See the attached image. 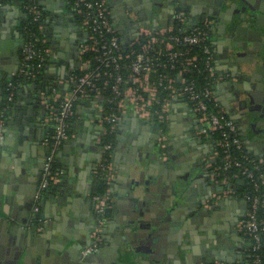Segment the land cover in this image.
Returning <instances> with one entry per match:
<instances>
[{"label":"crops","instance_id":"0c3cea01","mask_svg":"<svg viewBox=\"0 0 264 264\" xmlns=\"http://www.w3.org/2000/svg\"><path fill=\"white\" fill-rule=\"evenodd\" d=\"M216 1L179 2L192 23L211 21L217 71L226 77L225 81L215 87L218 103L237 125L247 151L254 156H264V137L260 140L253 138L251 130L246 129L242 123V119L246 118H243L237 98L236 84L239 79L228 47L232 34L224 32L228 14H219ZM113 2L114 4L109 3L113 22L116 19L125 26V38L133 37V27H137L136 24L157 28L160 24L168 23L174 10L173 6L171 9L164 7L170 5H167L166 0L154 5L152 13L150 4L141 0H128L131 11L123 10L125 4L122 0ZM252 2L256 7L264 8V0ZM23 3V0H9L0 7V110L4 98L3 80L11 78L21 63L24 46L22 27L27 20ZM40 6L46 17L44 34L52 50V58L45 66L44 74L46 89L49 90L56 87V84L65 82L70 72L78 66V50L84 35L65 0H40ZM260 14L263 15L264 24V13ZM130 25L131 30L128 28ZM250 38L244 31L238 43L247 45ZM251 45L252 43L249 44ZM43 89L42 84L34 85L33 82L20 84L17 101L5 120L8 123V132L4 137L6 147L3 150L6 155L2 157L0 164L1 259L7 255L13 256L20 250L26 252L29 246L31 259L34 261L29 264H106L117 257L116 247L125 233L123 226L134 219L132 216L136 213V202L131 195L133 182H144V187L152 196L170 198L172 194L159 193V188L162 186V189H169L165 185L172 184L175 176L186 174L189 177L188 194L181 202L183 205H190V210L186 212L187 209L183 208L184 212L173 216L167 223L161 221L160 234L149 250L144 245V239L132 237V254L136 255L138 251L147 249V255H136L129 260L121 256L118 259L121 261L117 264H215L225 262L235 255L241 257L246 242L244 239L236 241L233 238L235 231L230 233L223 225L233 219L236 222L244 218L247 203L226 195L224 191H220L221 186L212 180L209 165L214 154V142L200 135L197 117L182 103H177L172 109L164 143L160 141V127L156 123L142 122L128 115L118 125L112 155L116 172L110 186L113 208L105 223L104 244L99 255L84 257L82 251L92 244L96 225L93 196L101 183L98 176L102 158L98 141L103 133L98 122L100 113L90 101L81 102L77 106V116L68 125L70 138L55 152V160L63 171L62 182L40 196L44 168L52 153L49 134L51 126L46 121L50 113L46 101L50 94ZM259 122L257 127L264 129V119ZM157 141L159 148L166 149L160 156L168 163L166 169H163L165 165L162 166L161 162L151 159L157 152ZM137 158H144L146 162L143 176L126 172L129 167L133 169L132 162H137ZM38 205L39 211H36ZM202 213L208 215L205 217L207 222L201 216ZM212 220L213 224L208 222ZM214 223L220 228H212ZM49 226L54 229V233H49L50 237H54L56 232V246L53 247L60 250L50 249L48 242H45L44 236L47 233L44 231ZM208 228L211 232L210 241L209 238L204 240L202 237L207 235ZM61 230L66 238L60 233ZM169 236L181 242L174 253L168 250L167 241L161 245V240ZM64 239L68 244L63 246L61 241ZM193 239L198 241L192 243ZM152 255L158 258L153 260L150 258Z\"/></svg>","mask_w":264,"mask_h":264},{"label":"built area","instance_id":"2783aa9c","mask_svg":"<svg viewBox=\"0 0 264 264\" xmlns=\"http://www.w3.org/2000/svg\"><path fill=\"white\" fill-rule=\"evenodd\" d=\"M2 1L0 7L5 3ZM37 1L26 0L23 5L26 14L39 23V36L28 27H22L21 63L6 84L7 94L0 110V152L6 116L17 101L20 85L12 79L34 80L52 58L44 34L46 17ZM65 1L84 38L79 45L78 66L65 82L51 88L52 94L46 101L50 110L46 121L54 135L50 137L52 153L44 168L39 194L61 184L62 169L53 170L55 152L70 138L68 125L77 116V106L81 102H93L100 113L98 122L103 129L98 141L102 153L98 176L105 182L106 189L93 196L96 225L92 244L82 255L88 257L101 249L107 215L113 208L110 186L116 172L112 159L115 146L104 137L117 136L118 125L130 115L142 122L158 124L160 141L164 143L172 109L182 103L197 117L200 135L214 142L209 165L212 180L225 188L226 195L247 203V213L236 222L234 230L246 242L243 254L234 262L215 264H234L246 257L248 264H264V156H254L247 151L237 125L218 103L215 87L226 77L217 71L211 21L192 23L187 11L178 5L168 23L157 28L136 24L137 32L125 41L113 22L109 0ZM220 154L223 165L215 167L213 164ZM233 168L237 169L234 179L243 178L252 184L251 193L239 197L235 188L229 186L231 178L228 175L220 178L221 171ZM35 209L39 211V205Z\"/></svg>","mask_w":264,"mask_h":264},{"label":"water","instance_id":"95a60500","mask_svg":"<svg viewBox=\"0 0 264 264\" xmlns=\"http://www.w3.org/2000/svg\"><path fill=\"white\" fill-rule=\"evenodd\" d=\"M113 1L114 0H110L111 4H114ZM141 1L150 4L149 8L151 9L152 13L154 5L160 4L163 0ZM177 1L180 0H169L171 6L169 8L171 9L173 3ZM122 2L125 4L123 10L131 11V9L128 8V0H122ZM215 5L219 14H223V12L228 14V18L225 21L224 32L228 31V34H232V37L228 41V47L229 53H231V60L233 61V68L237 73V78L239 79V82L236 84V89L238 91L237 98L239 103L241 104L243 118H246L242 119V123L244 124L246 129L251 130V135L253 136V138L260 140L264 137V129L260 130L258 128L259 121L261 119H264V24L262 23L263 15L260 14V12L264 13V8L256 7L252 0H217ZM114 21L115 26L122 39L125 41L132 39L125 38V26H122V23L120 21H117L116 19H114ZM161 25L163 24H160V26ZM128 28L129 30H131V25ZM133 29L134 33H136L138 26L133 27ZM244 31H246L251 36V38L247 42V45H240L238 43V40L241 33ZM250 43H252L251 46H249ZM3 131L4 134H7V122L5 123ZM160 135L161 134L159 133V136ZM5 140L6 139H3L1 143L0 164L2 161V157L6 155L5 151H3L6 147ZM158 141L156 145L157 152L153 155V157H151V159L156 161L157 163L161 162L162 166L165 165L163 169H166V165H168V163L160 157L162 156V153L166 151V149L164 147L159 148ZM137 160V162H135L136 160L132 162L133 169L131 170V168L129 167L128 171H126L127 174L133 172L134 174H140L141 176H143V174L145 173L144 169L146 167V162L144 161V158H137ZM172 180V184L165 185L166 187H169V189H162L163 187L161 186V188H159L158 190L159 193L168 192V194H172L170 198H168V196H152L149 194L148 189L144 187V182L137 180L133 182L134 186L131 188V195L133 196V200L136 202V213L134 216H132L134 219L130 220V222L126 223V225L123 226L125 233L124 237H120V244L116 247L117 257L106 262V264L120 263L121 260L119 261L118 259H120L121 256L129 260L136 255H147L149 247H153V242L158 238L160 234V222L163 221V223H167L173 216H177L179 213L184 212L183 208L187 209L186 212L190 210V205H183L181 202L183 201V199H186L188 194L187 188L189 177L187 176V174L185 176L180 175L175 176ZM190 186H192V184ZM224 190V187L220 188V191ZM0 209H2V197H0ZM205 212L207 213V211ZM36 222L38 221L36 220ZM211 222H214V220H212ZM45 229L47 230H45L44 232H46L47 234L44 236V239L45 242H48L47 244L49 248L60 250V248L58 247L57 249L56 247H53L54 245L56 246V232L54 234V237L49 236V233H54L53 227L50 228L49 226ZM60 233L64 236V238H66L64 231L62 232L61 230ZM206 233L207 235L202 237L204 240L209 238L208 240L210 241L211 232L209 228L206 229ZM190 235L193 234L190 233ZM132 237L144 239V245L146 248L148 247V250L145 249L142 251H138L136 255L132 254L133 252L131 249H134V246L132 244ZM233 238L236 241L241 240V237L237 234H234ZM57 240H59L58 237ZM165 241L168 242L167 248L170 253L176 252L178 250V247L181 246L180 240L175 241L172 239V236H169L165 240H161V245H163ZM197 241L198 239H193L192 243H195ZM61 242L63 243V246L68 244L65 239ZM157 247L159 248V246ZM27 248L28 250L26 252L20 250L13 256L7 255L3 259L0 258V264H22V261H24L23 264H29L33 260L31 259L32 257L29 252L30 247L27 246ZM238 257L239 256L235 255L233 258H228L226 261L234 262L235 260L240 259ZM150 258L156 260L158 256L154 257L152 255Z\"/></svg>","mask_w":264,"mask_h":264},{"label":"trees","instance_id":"16d2710c","mask_svg":"<svg viewBox=\"0 0 264 264\" xmlns=\"http://www.w3.org/2000/svg\"><path fill=\"white\" fill-rule=\"evenodd\" d=\"M9 0H5L4 2H8ZM3 1L0 0V4L2 3ZM23 5L26 4V0H23ZM38 4L40 3V0L37 1ZM24 8V7H23ZM25 11V9H24ZM44 13V12H43ZM26 26L29 28V30L31 32H34L36 34H38L39 36V30H38V26H39V23H36L34 22L33 20V17L32 16H29L27 15V20L25 22V24H23V27ZM44 74H45V68H42L40 73L36 75L35 79L34 80H25L24 78H21V77H15L12 79V81L16 84H22L24 82H33L35 83L36 85H41L44 87L43 90H45V92H47L48 94H52V89H46V82H45V79H44ZM10 81V79L8 78H5L3 80V84H4V89H3V94H4V98H3V101L2 103L4 104L5 102V96L7 94V87H6V84L7 82ZM49 134H50V137L52 135H54V130L53 128H51L49 130ZM105 141H108V142H112L115 146L116 144V139H117V136L116 134H112V135H107L104 137ZM215 167H219L220 165H223V162H222V154L219 155V157L216 159L215 163L213 164ZM59 168V165L58 163L55 161L54 164H53V170ZM237 172V169L233 168L229 171H226V172H220V178L222 179L225 175H228L231 179H230V185L231 187H234L235 190H236V194L237 196L241 197L243 196L245 193H251L253 191V187H252V184L249 183V181L243 179V178H240V179H234L233 178V174ZM53 188H55L54 186H51L48 188V191H51ZM106 189V185H105V182H101L98 186V189H97V192L96 193H103ZM47 191V192H48ZM109 216V214L107 215V217ZM249 254L248 252L246 253V255ZM249 263V259L248 257H246L245 259H243V261H238V262H235L234 264H248Z\"/></svg>","mask_w":264,"mask_h":264},{"label":"flooded vegetation","instance_id":"af4514ba","mask_svg":"<svg viewBox=\"0 0 264 264\" xmlns=\"http://www.w3.org/2000/svg\"><path fill=\"white\" fill-rule=\"evenodd\" d=\"M163 1H165V0H163ZM163 1L161 2V3H163ZM168 3H167V5H169L170 3H169V0H166ZM109 3H110V1H109ZM180 4H182V3H180L179 1H177V2H175V3H173V7H176V6H178V5H180ZM164 6V5H163ZM165 8H169V7H171L170 5L169 6H164ZM131 29H132V27H131ZM228 32V31H227ZM133 36H134V34H133ZM129 39V38H128ZM259 125H260V122H259ZM203 218H204V221L205 222H207V220H206V216H208V215H206V213H202V215H201ZM201 217V218H202ZM208 222H210V223H212L213 224V222H211V221H208ZM237 222V221H236ZM235 219H233V220H231L230 222H228V223H226V224H224L223 225V227L226 229V230H230V233H233V231H234V225H235ZM222 226V225H221ZM212 228H214V227H217V228H220V226H217L215 223H214V225H212L211 226ZM102 248V247H101ZM101 250V249H100ZM99 250V251H100ZM98 251V252H99ZM97 252V253H98ZM97 253H95V254H97ZM95 254H93V255H95Z\"/></svg>","mask_w":264,"mask_h":264}]
</instances>
